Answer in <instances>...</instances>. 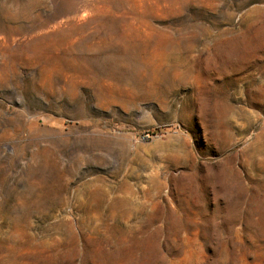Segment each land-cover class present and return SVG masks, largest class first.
<instances>
[{"label":"rangeland","instance_id":"374dc122","mask_svg":"<svg viewBox=\"0 0 264 264\" xmlns=\"http://www.w3.org/2000/svg\"><path fill=\"white\" fill-rule=\"evenodd\" d=\"M0 264H264V0H0Z\"/></svg>","mask_w":264,"mask_h":264},{"label":"bare ground","instance_id":"6f19581e","mask_svg":"<svg viewBox=\"0 0 264 264\" xmlns=\"http://www.w3.org/2000/svg\"><path fill=\"white\" fill-rule=\"evenodd\" d=\"M226 57V56H225Z\"/></svg>","mask_w":264,"mask_h":264},{"label":"trees","instance_id":"16d2710c","mask_svg":"<svg viewBox=\"0 0 264 264\" xmlns=\"http://www.w3.org/2000/svg\"><path fill=\"white\" fill-rule=\"evenodd\" d=\"M161 130V129H160Z\"/></svg>","mask_w":264,"mask_h":264}]
</instances>
